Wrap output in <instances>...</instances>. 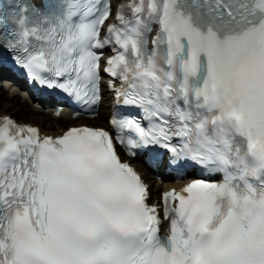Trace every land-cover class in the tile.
Segmentation results:
<instances>
[{
  "label": "snow or ice",
  "instance_id": "obj_1",
  "mask_svg": "<svg viewBox=\"0 0 264 264\" xmlns=\"http://www.w3.org/2000/svg\"><path fill=\"white\" fill-rule=\"evenodd\" d=\"M3 53L93 111L103 73L117 107L112 134L0 117V264H264V0H0ZM116 144L201 178L149 204Z\"/></svg>",
  "mask_w": 264,
  "mask_h": 264
},
{
  "label": "bare ground",
  "instance_id": "obj_2",
  "mask_svg": "<svg viewBox=\"0 0 264 264\" xmlns=\"http://www.w3.org/2000/svg\"><path fill=\"white\" fill-rule=\"evenodd\" d=\"M0 87L4 91H0V114L12 113L14 117L26 118V123H32L39 125L43 128L45 133L57 132L58 129L66 126L67 124H75L76 122H70L66 116H60L58 118L52 117L51 114L42 113L40 110H36L31 104L30 99L20 92V89L15 85H7L6 81H0ZM109 103L105 98L102 99L99 111L102 112ZM98 124H105V121L101 117L93 118ZM136 168L143 172V177L151 186V192L153 193L156 186L155 181L151 175H148L138 162H132ZM182 183L172 184L165 182L164 187L166 189L171 187H178Z\"/></svg>",
  "mask_w": 264,
  "mask_h": 264
},
{
  "label": "rangeland",
  "instance_id": "obj_3",
  "mask_svg": "<svg viewBox=\"0 0 264 264\" xmlns=\"http://www.w3.org/2000/svg\"><path fill=\"white\" fill-rule=\"evenodd\" d=\"M0 91H4V89L2 88V87H0ZM2 109H0V111H1ZM19 118H21V117H19ZM23 120H26V118H23ZM89 124H92V125H96V121H94V120H91V121H87Z\"/></svg>",
  "mask_w": 264,
  "mask_h": 264
}]
</instances>
